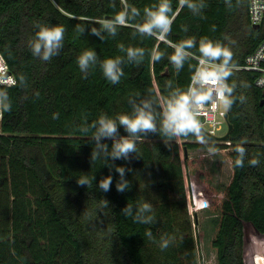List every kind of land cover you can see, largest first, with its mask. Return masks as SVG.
<instances>
[{
    "label": "trees",
    "instance_id": "trees-1",
    "mask_svg": "<svg viewBox=\"0 0 264 264\" xmlns=\"http://www.w3.org/2000/svg\"><path fill=\"white\" fill-rule=\"evenodd\" d=\"M195 2L193 12L171 0L174 19L165 38L137 31L145 8L158 0H0V53L16 79L12 87L0 86L10 103L0 134V264H185L181 257L198 264L201 237L195 238L191 225L185 227L168 208L171 195L186 199L187 190L218 216L211 241L217 264H247V228L264 238V90L255 86L256 74L230 70L229 145L181 137L169 149L163 137L149 134L137 141V152L127 161L91 162V131H81L101 114L130 112V96L151 95L162 102L173 89L187 88L201 39L228 49L231 66H242L264 39V23L259 29L251 25L249 0ZM125 12L128 22L118 25L115 35L102 30L107 17ZM38 24L66 30L63 48L49 61L33 56L28 46ZM93 28L101 30L103 40L90 34ZM189 39L195 47L177 72L169 56ZM133 47L144 50L139 64L126 58ZM87 49L98 61L125 57L119 83L104 77L99 62L86 75L81 72L77 58ZM157 51L163 59L153 62ZM120 133L126 134L123 128ZM237 146L246 150L242 167L236 165ZM202 147L227 149L232 176L223 197L203 159L182 155ZM253 159L259 163L252 165ZM111 164L126 168L130 189L117 191L119 174ZM108 175L112 184L104 192L98 183ZM83 177L88 186L77 184ZM149 189L159 205H153ZM144 202L152 206L145 213L154 217L152 223L135 222L121 211L132 205L135 214ZM162 240L169 241L167 248H161Z\"/></svg>",
    "mask_w": 264,
    "mask_h": 264
},
{
    "label": "clouds",
    "instance_id": "clouds-1",
    "mask_svg": "<svg viewBox=\"0 0 264 264\" xmlns=\"http://www.w3.org/2000/svg\"><path fill=\"white\" fill-rule=\"evenodd\" d=\"M180 5L187 6L193 12L196 10L195 0H180ZM146 19L137 28L142 35L164 36L165 38L171 31V25L174 19L172 12L171 0H158V3L145 8ZM128 22L127 12L122 13L115 21L106 22L103 31L110 35L116 34L118 25H125ZM37 31L29 40L28 46L32 55L43 61H49L52 57L59 54L63 48L65 38V28L62 25H36ZM81 33L83 28L78 29ZM91 35L97 36L100 40L104 39L101 30L95 28L90 30ZM195 47L194 39L184 40L177 44L173 53L169 56V62L174 69L179 72L185 64L188 50ZM199 64L192 74L191 83L187 88H176L168 93L161 102L158 98L151 95L140 97L138 94L130 96L128 103L131 107L130 112L117 114L110 117L107 114H101L97 120L91 124L82 126L81 131L89 137L92 144L90 161L105 159L115 161L123 159L129 160L132 154L137 152V141L147 138L149 134H158L163 137V142L167 148H171V141L175 138L195 139L201 144L207 143L204 134L203 124L200 120L203 109L206 105L222 104L223 109L228 111L233 104L232 93L233 86H230L228 78L232 74L227 70L232 53L211 40L201 39L198 49ZM144 50L130 48L126 52L128 61H135L136 64L142 62L137 57H143ZM163 59V52L157 51L155 56H151L153 62ZM99 62L104 77L112 84L120 82L124 75L123 66L125 57L117 56L106 58L98 61L97 54L92 49L83 51L77 58V64L81 72L88 73L89 69ZM4 111H10V103L6 94H0V118L3 117ZM55 118V117H54ZM123 128L124 135L120 133ZM110 140L111 146L106 142ZM235 151L238 153L236 159L237 166H243V160L246 150L242 146H237ZM252 165L259 163L258 160L250 161ZM108 166V165H107ZM115 168L119 174L116 182V189L123 193L130 189L131 185L125 177L126 168L124 166L111 164L109 168ZM95 179V177H93ZM112 176L108 175L99 180L98 187L100 190L107 192L112 184ZM80 186H88L90 181L86 178L77 180ZM108 201L104 199L103 206L107 207ZM122 213L132 216L135 222L152 223L154 217L145 215L152 212V206L147 203H141L133 214L132 205H126ZM151 238V232L146 233ZM168 240H162L161 248L168 247Z\"/></svg>",
    "mask_w": 264,
    "mask_h": 264
},
{
    "label": "rangeland",
    "instance_id": "rangeland-1",
    "mask_svg": "<svg viewBox=\"0 0 264 264\" xmlns=\"http://www.w3.org/2000/svg\"><path fill=\"white\" fill-rule=\"evenodd\" d=\"M221 111L227 113L221 106ZM227 132V126L223 124V130L217 135L223 136ZM198 142V141H197ZM201 144L200 142H198ZM224 144L223 141H212L205 144ZM201 144V145H205ZM185 158V151L182 153ZM227 149L214 150L210 148H196L188 150V157L200 156L203 159V168L211 170L212 184L218 189L219 194L223 197L224 190L229 184L232 176L230 160L227 158ZM189 182L187 181V184ZM189 187V186H188ZM149 194L153 197V205H159L160 201L156 197L154 190L149 189ZM168 208L177 213V218L184 226L191 229L194 237H201L202 247L198 248V264H217L216 254L211 246V241L215 233L217 214L212 213L207 208L204 200L196 195L193 196L190 190H187V197L170 196ZM181 261L187 264L184 257ZM247 264H264V238L261 237L252 227L247 228Z\"/></svg>",
    "mask_w": 264,
    "mask_h": 264
},
{
    "label": "built area",
    "instance_id": "built-area-1",
    "mask_svg": "<svg viewBox=\"0 0 264 264\" xmlns=\"http://www.w3.org/2000/svg\"><path fill=\"white\" fill-rule=\"evenodd\" d=\"M249 12H250V22L252 27L258 25L259 28L264 23V0H249ZM197 61V66L199 64V57L194 56ZM227 70H239V71H247L256 74L255 86L264 90V39L259 43L257 48L253 53L247 56L245 63L242 66H227ZM9 69L7 64L5 63L1 53H0V86L1 87H12L16 84L15 77L11 74L7 76L9 73ZM1 94V91H0ZM222 104L211 105L208 104L203 109L202 115L200 116V120L203 124V128L206 132L217 136V133L223 130V124L225 123L227 126V132L229 130V123L226 118L227 113L221 111ZM228 112V111H227ZM4 119L0 118V134L2 133L1 126ZM264 129V122H263ZM224 134L223 136H225ZM221 136V137H223ZM224 144H230V142H223Z\"/></svg>",
    "mask_w": 264,
    "mask_h": 264
},
{
    "label": "water",
    "instance_id": "water-1",
    "mask_svg": "<svg viewBox=\"0 0 264 264\" xmlns=\"http://www.w3.org/2000/svg\"><path fill=\"white\" fill-rule=\"evenodd\" d=\"M108 20L110 21H115L117 18H112V17H107ZM254 29H259V26L256 25L254 26ZM162 38V37H161ZM11 75V73H7V76ZM261 105L264 106V99L261 101ZM226 118H228V114L226 115ZM233 129V125L229 124V130H228V133L223 136V137H217V136H214L208 132H206L204 130V134H205V139L206 141L208 142H212V141H223V142H229L230 141V137H231V131ZM185 156L188 157V151L185 150Z\"/></svg>",
    "mask_w": 264,
    "mask_h": 264
}]
</instances>
